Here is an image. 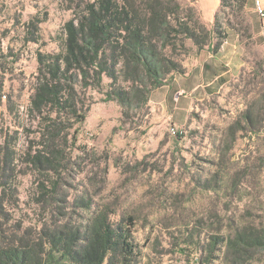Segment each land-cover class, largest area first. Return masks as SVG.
<instances>
[{"label":"rangeland","instance_id":"rangeland-1","mask_svg":"<svg viewBox=\"0 0 264 264\" xmlns=\"http://www.w3.org/2000/svg\"><path fill=\"white\" fill-rule=\"evenodd\" d=\"M247 2L231 0V7L218 11V34L223 40L237 36L236 73L215 94L193 100L188 114H178L172 96L161 106V87L128 121L116 102L105 100L109 79L100 90L80 91L87 110L84 122L74 126L75 138L73 131L68 136L70 165L59 191V198H67L59 205L64 210L51 214L35 204L37 177L18 163L15 191L4 199L0 215V240L24 231L35 235L54 221L82 230L92 211L108 207L113 224L127 226L132 218L138 264H199L198 248L211 236L264 226V39L256 36ZM69 5V0H0V145L8 140L17 159L38 141L37 122L26 116L36 54L60 51L62 28L72 17ZM37 20L39 43L25 42L28 25ZM212 37L215 46L217 32ZM180 44L178 62L199 52L190 40L182 42L185 50ZM246 113L252 126L244 123ZM237 123L240 130L231 134ZM171 127L181 133L172 135ZM80 199L91 200L90 212L71 207ZM218 248L213 264H222L223 247ZM251 264H264V254Z\"/></svg>","mask_w":264,"mask_h":264},{"label":"trees","instance_id":"trees-1","mask_svg":"<svg viewBox=\"0 0 264 264\" xmlns=\"http://www.w3.org/2000/svg\"><path fill=\"white\" fill-rule=\"evenodd\" d=\"M69 2L72 17L62 28L60 51L36 54L34 92L26 116L37 122L38 141L19 159L8 140L0 145V215H4V199L15 191L18 163L37 177L35 204L51 214L64 210L59 205L67 204V198H59V191L62 173L70 165L68 136L73 131L75 138L78 130L74 126L84 122L87 110H83L80 91L100 90L103 79H109L105 100L116 102L122 118L128 121L133 112L146 106L152 91L184 72L174 58L177 42L185 50L182 42L190 40L201 51L213 43L212 34L217 32L216 51L223 41L218 34V12L208 29L192 7L178 0ZM230 3L221 0L219 11L231 7ZM40 23L30 22L25 42L39 43ZM244 123L252 126L248 113ZM239 126L229 128L231 134L239 131ZM91 205V200L80 199L71 207L90 212ZM110 215L108 207H101L92 211L82 230L67 221H54L35 235L24 231L21 236L2 239L0 264H138L131 240L132 218L123 226L113 224ZM219 246L223 247L222 264H251L264 254V226H243L232 235L211 236L205 247L198 248V263L213 264L215 253L221 251Z\"/></svg>","mask_w":264,"mask_h":264},{"label":"crops","instance_id":"crops-1","mask_svg":"<svg viewBox=\"0 0 264 264\" xmlns=\"http://www.w3.org/2000/svg\"><path fill=\"white\" fill-rule=\"evenodd\" d=\"M178 1L183 6L192 7L200 22L208 27L213 26L216 13L221 7V0ZM259 3L264 9V0H259ZM246 7L253 14L256 36L264 39V28L255 14L254 1L248 0ZM237 42L236 35H228L216 51H213L211 44L195 54L192 60L181 62L184 72L173 75L172 79L161 87L165 88V91L161 94L160 105L163 106L165 98L172 96L174 101L179 94L175 102L180 106L178 114L186 115L192 110L193 100L218 92L239 67L240 49Z\"/></svg>","mask_w":264,"mask_h":264},{"label":"built area","instance_id":"built-area-1","mask_svg":"<svg viewBox=\"0 0 264 264\" xmlns=\"http://www.w3.org/2000/svg\"><path fill=\"white\" fill-rule=\"evenodd\" d=\"M254 1V11H255V14L257 15L259 21H260V24L261 26L264 28V9L260 6V3H259V0H253ZM179 94L177 95L176 99L174 100V102L177 101V99L179 98ZM2 99H5V96H2ZM170 133L172 135H177L181 132H179V130H177L176 128L174 127H171L170 128Z\"/></svg>","mask_w":264,"mask_h":264}]
</instances>
